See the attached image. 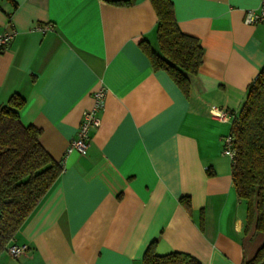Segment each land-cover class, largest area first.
<instances>
[{"label": "crops", "instance_id": "0c3cea01", "mask_svg": "<svg viewBox=\"0 0 264 264\" xmlns=\"http://www.w3.org/2000/svg\"><path fill=\"white\" fill-rule=\"evenodd\" d=\"M170 1L204 49L188 95L142 50L157 47L150 0H0V32H16L0 51V104L23 97L20 121L63 166L13 237L28 250L0 264H142L152 242L242 264L264 244L222 154L232 120L209 112L238 111L264 67V22L244 23L261 0ZM100 86L87 151L66 153Z\"/></svg>", "mask_w": 264, "mask_h": 264}, {"label": "trees", "instance_id": "16d2710c", "mask_svg": "<svg viewBox=\"0 0 264 264\" xmlns=\"http://www.w3.org/2000/svg\"><path fill=\"white\" fill-rule=\"evenodd\" d=\"M150 2L157 15V47L144 42L142 50L155 70L166 71L188 95L190 77L198 72L204 49L197 37L180 29L170 0ZM23 104L24 98L18 94H12L7 103L0 104V255L12 244L20 225L63 170L62 163L40 144V129L20 121L18 110ZM230 113L234 115L230 135L236 151L231 170L234 189L246 204V229L254 225L264 232V67L247 88L240 109ZM262 261L264 244L251 260L242 264ZM142 264L202 262L182 251L158 254L152 242L144 252Z\"/></svg>", "mask_w": 264, "mask_h": 264}, {"label": "built area", "instance_id": "2783aa9c", "mask_svg": "<svg viewBox=\"0 0 264 264\" xmlns=\"http://www.w3.org/2000/svg\"><path fill=\"white\" fill-rule=\"evenodd\" d=\"M264 22V0L260 1L259 9L248 10L244 16V23L246 24H256ZM52 28L51 25H47L41 28L42 31ZM16 32L9 28L0 32V51L7 48L14 38ZM104 97V88L102 86L98 87L94 91V105L83 111L82 120L78 126L76 136L70 141L66 153H71L76 151L80 154H84L89 146L90 135L89 132L91 129L96 128L100 124V116L98 115V110L101 108V99ZM210 114L220 120L233 119L234 115L225 109H220L212 107L210 109ZM222 154L229 157L231 163L235 162L236 151L233 146V138L230 134L224 136L222 141ZM28 250L26 244H10L6 251L13 257H18L19 255L25 253ZM259 264H264V261Z\"/></svg>", "mask_w": 264, "mask_h": 264}]
</instances>
